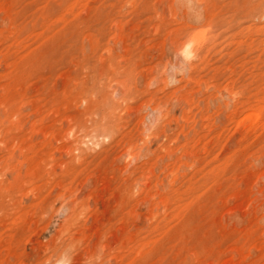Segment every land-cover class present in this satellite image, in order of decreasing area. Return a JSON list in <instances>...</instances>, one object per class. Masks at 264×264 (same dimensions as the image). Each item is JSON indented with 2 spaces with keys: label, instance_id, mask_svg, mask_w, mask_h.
<instances>
[{
  "label": "rangeland",
  "instance_id": "1",
  "mask_svg": "<svg viewBox=\"0 0 264 264\" xmlns=\"http://www.w3.org/2000/svg\"><path fill=\"white\" fill-rule=\"evenodd\" d=\"M0 264H264V0H0Z\"/></svg>",
  "mask_w": 264,
  "mask_h": 264
},
{
  "label": "bare ground",
  "instance_id": "2",
  "mask_svg": "<svg viewBox=\"0 0 264 264\" xmlns=\"http://www.w3.org/2000/svg\"><path fill=\"white\" fill-rule=\"evenodd\" d=\"M197 36V35H196ZM200 37H196L195 39H199Z\"/></svg>",
  "mask_w": 264,
  "mask_h": 264
}]
</instances>
